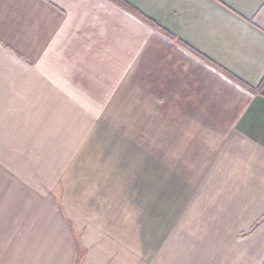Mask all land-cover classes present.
Listing matches in <instances>:
<instances>
[{"label":"crops","instance_id":"1","mask_svg":"<svg viewBox=\"0 0 264 264\" xmlns=\"http://www.w3.org/2000/svg\"><path fill=\"white\" fill-rule=\"evenodd\" d=\"M123 1L0 0V219L69 170L149 223L104 209L56 264H264V0Z\"/></svg>","mask_w":264,"mask_h":264},{"label":"rangeland","instance_id":"2","mask_svg":"<svg viewBox=\"0 0 264 264\" xmlns=\"http://www.w3.org/2000/svg\"><path fill=\"white\" fill-rule=\"evenodd\" d=\"M71 173L72 171L69 170L62 171V184L58 187L56 192L51 195L53 197L56 196L60 202H30L27 203L29 207L24 208L27 211H31L30 214L24 212L23 217L20 218L0 219V264H56L58 260L53 256V253L56 254V252H54L55 243H58L60 239L62 240L65 238V242L67 243V253H69L68 242L71 241L69 238L70 235L67 233L69 232V227L71 226L74 228V234L72 236L74 241L73 243L76 244L77 237L82 234L81 232H86V227L89 225L92 226V224H107L105 221H103L104 215L101 213V211L104 209L108 211L115 209L119 212H124L125 216L123 220L125 221L124 223L126 226H134L137 224V222H140V220H142V226L148 225V214H144L145 203H136L141 204L138 209H141L140 211H142L143 215L142 218L140 217L141 219L137 218V216L135 217L134 214L136 208L135 202L101 201L100 197L102 196H93L91 194L94 192V187H92L93 185H86L85 182L80 184V182L84 180L81 179V177L75 180L71 176ZM75 182H78L79 184H76ZM29 188L38 189V187L35 186ZM34 210L40 211L41 215L42 213H45V218H31L34 216ZM38 224H45V227L57 229V234H54V237H57V239L54 238L52 241L54 245L49 243V241H47L45 244L30 241V238H32L34 235L30 229L32 226L35 227ZM13 228H15L14 238H12L13 235H10V230H13ZM25 228L29 232L25 233ZM75 228H78L79 230L77 234L75 233ZM4 229H6L8 233ZM61 229L66 232L64 236L61 235ZM13 245L15 248L12 249ZM60 249L65 250V246L61 245ZM80 254L81 251L77 250V255L74 258L73 264L79 262L81 259L79 258ZM49 255L51 257H47ZM68 256H65L66 259L68 258V262H66L67 264H69Z\"/></svg>","mask_w":264,"mask_h":264},{"label":"trees","instance_id":"3","mask_svg":"<svg viewBox=\"0 0 264 264\" xmlns=\"http://www.w3.org/2000/svg\"><path fill=\"white\" fill-rule=\"evenodd\" d=\"M114 1H116L117 3L123 5L125 8H128V9L130 8L129 5L127 3H125L123 0H114Z\"/></svg>","mask_w":264,"mask_h":264}]
</instances>
